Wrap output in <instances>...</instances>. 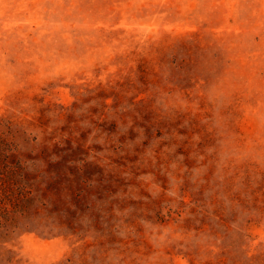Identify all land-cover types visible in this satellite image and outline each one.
I'll return each instance as SVG.
<instances>
[{
	"label": "rangeland",
	"instance_id": "1",
	"mask_svg": "<svg viewBox=\"0 0 264 264\" xmlns=\"http://www.w3.org/2000/svg\"><path fill=\"white\" fill-rule=\"evenodd\" d=\"M0 152V264H264V0H0Z\"/></svg>",
	"mask_w": 264,
	"mask_h": 264
},
{
	"label": "trees",
	"instance_id": "2",
	"mask_svg": "<svg viewBox=\"0 0 264 264\" xmlns=\"http://www.w3.org/2000/svg\"><path fill=\"white\" fill-rule=\"evenodd\" d=\"M4 154H2L0 152V173L1 171H4V173L0 174L1 175H6L7 177L11 178L13 177L14 175H17V174H22L24 172V168L21 164V162L19 160H13L14 161V165L13 166H9V165H4ZM1 192L3 193H7L6 190H4L3 188H1ZM0 203H4V205H6L7 202H1V197H0ZM2 207V206H1Z\"/></svg>",
	"mask_w": 264,
	"mask_h": 264
}]
</instances>
